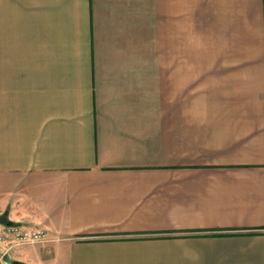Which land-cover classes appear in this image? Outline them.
Segmentation results:
<instances>
[{
	"label": "crops",
	"instance_id": "0c3cea01",
	"mask_svg": "<svg viewBox=\"0 0 264 264\" xmlns=\"http://www.w3.org/2000/svg\"><path fill=\"white\" fill-rule=\"evenodd\" d=\"M0 215L22 264H264V0H0Z\"/></svg>",
	"mask_w": 264,
	"mask_h": 264
},
{
	"label": "built area",
	"instance_id": "2783aa9c",
	"mask_svg": "<svg viewBox=\"0 0 264 264\" xmlns=\"http://www.w3.org/2000/svg\"><path fill=\"white\" fill-rule=\"evenodd\" d=\"M51 241L46 230L30 228L21 224L0 226V264H4L3 257H10L22 247L35 244H45Z\"/></svg>",
	"mask_w": 264,
	"mask_h": 264
},
{
	"label": "water",
	"instance_id": "95a60500",
	"mask_svg": "<svg viewBox=\"0 0 264 264\" xmlns=\"http://www.w3.org/2000/svg\"><path fill=\"white\" fill-rule=\"evenodd\" d=\"M0 225L8 226V225H12V224H10L8 222L6 215H0ZM3 262H4V264H22L18 261L12 260L8 254L4 255Z\"/></svg>",
	"mask_w": 264,
	"mask_h": 264
},
{
	"label": "rangeland",
	"instance_id": "374dc122",
	"mask_svg": "<svg viewBox=\"0 0 264 264\" xmlns=\"http://www.w3.org/2000/svg\"><path fill=\"white\" fill-rule=\"evenodd\" d=\"M25 247H26V248H29V246H25ZM25 247H24V248H25ZM22 249H23V248H22Z\"/></svg>",
	"mask_w": 264,
	"mask_h": 264
}]
</instances>
